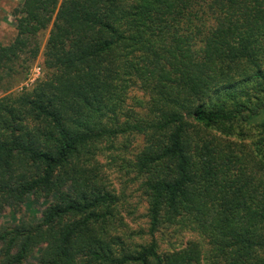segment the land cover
<instances>
[{
  "label": "trees",
  "instance_id": "trees-1",
  "mask_svg": "<svg viewBox=\"0 0 264 264\" xmlns=\"http://www.w3.org/2000/svg\"><path fill=\"white\" fill-rule=\"evenodd\" d=\"M13 16L0 92L38 59L44 78L0 99V214L44 209L0 228V264H264V0H23ZM133 136L149 234L186 246L120 231L97 158Z\"/></svg>",
  "mask_w": 264,
  "mask_h": 264
},
{
  "label": "rangeland",
  "instance_id": "rangeland-1",
  "mask_svg": "<svg viewBox=\"0 0 264 264\" xmlns=\"http://www.w3.org/2000/svg\"><path fill=\"white\" fill-rule=\"evenodd\" d=\"M22 2L23 0H0V47L8 46L16 36L13 11ZM47 37L48 34H46L44 42ZM40 62V59H38L36 63L30 65L27 79L10 93L19 92L25 88H32L44 78V72L39 65ZM10 93L0 92V99ZM149 100L150 96L143 89L142 84L137 79H133L125 102L126 109L142 111L143 109L139 106V102L143 103L144 107H147ZM143 141V137L133 136L127 139H119L113 144L109 143V150L104 153L105 156L103 158L101 156L97 158V163L105 171V181L109 189L121 197L122 202L119 208L121 218L117 222L118 225H121L120 231L122 233L125 232L124 235L133 238V240H130L132 244H150L155 240L162 252H170L186 246L193 239L188 234L185 236L175 235L172 230H163L152 237L149 234V222L147 219L148 205L141 183L134 182V176L127 174L128 170L123 169L126 162L134 159L142 149ZM231 142L242 143L237 138L231 140ZM245 143L249 144L251 140ZM113 158H116V162H113ZM43 209L44 205L42 202H35L33 198H30L28 203L18 213L7 208L0 214V228L2 226H14L21 221L37 223L40 220V213Z\"/></svg>",
  "mask_w": 264,
  "mask_h": 264
}]
</instances>
